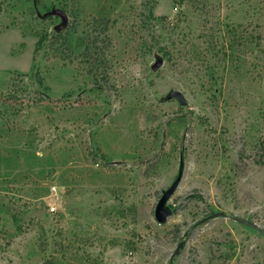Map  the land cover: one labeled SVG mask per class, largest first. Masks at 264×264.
<instances>
[{
	"label": "rangeland",
	"instance_id": "obj_1",
	"mask_svg": "<svg viewBox=\"0 0 264 264\" xmlns=\"http://www.w3.org/2000/svg\"><path fill=\"white\" fill-rule=\"evenodd\" d=\"M0 264H264V0H0Z\"/></svg>",
	"mask_w": 264,
	"mask_h": 264
},
{
	"label": "water",
	"instance_id": "obj_2",
	"mask_svg": "<svg viewBox=\"0 0 264 264\" xmlns=\"http://www.w3.org/2000/svg\"><path fill=\"white\" fill-rule=\"evenodd\" d=\"M60 26L57 27V29ZM161 62L158 60L156 61L153 65H152V69H156L160 66ZM172 95H177L180 102L183 104L185 103V100L183 99L182 95L179 94V92H175ZM182 172H183V164L182 161L179 162V168H178V172L177 175L175 177V179L173 180V182L166 188L163 189L161 192V195L159 197V199L157 200L155 206H154V218L158 223H164L166 222L168 216H170L172 214V209L168 204V200L170 198V196L172 195V193L174 192V190L176 189L181 176H182ZM221 213H213L211 215H209V217L211 216H216V215H220ZM244 221V220H243ZM247 222V221H246ZM249 224H251V222H247Z\"/></svg>",
	"mask_w": 264,
	"mask_h": 264
},
{
	"label": "trees",
	"instance_id": "obj_3",
	"mask_svg": "<svg viewBox=\"0 0 264 264\" xmlns=\"http://www.w3.org/2000/svg\"><path fill=\"white\" fill-rule=\"evenodd\" d=\"M43 41H44V36L38 38V40L35 43V51L40 47V45L43 43Z\"/></svg>",
	"mask_w": 264,
	"mask_h": 264
}]
</instances>
